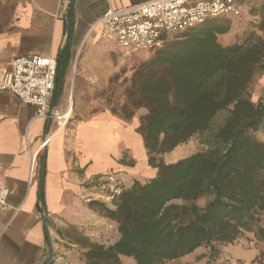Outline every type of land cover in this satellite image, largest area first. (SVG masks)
Segmentation results:
<instances>
[{
  "label": "trees",
  "instance_id": "16d2710c",
  "mask_svg": "<svg viewBox=\"0 0 264 264\" xmlns=\"http://www.w3.org/2000/svg\"><path fill=\"white\" fill-rule=\"evenodd\" d=\"M255 8L252 16L264 14V2ZM230 19H210L168 38L133 73L121 114L130 120L136 110H146L136 131L156 173L120 187L113 209L89 202L116 224L119 238L107 247L93 244L83 254L84 264H123L122 257L133 264H166L199 249L208 253L198 260L211 264L221 246L249 234L264 241V143L253 135L264 131V104H254L248 93L264 69V39L249 25L235 44L223 46L218 36L229 31ZM256 29L262 31L260 25ZM55 61L53 106L70 69L69 30ZM220 113L226 116L204 150L163 162L161 155L207 132ZM99 177L83 186H98Z\"/></svg>",
  "mask_w": 264,
  "mask_h": 264
},
{
  "label": "crops",
  "instance_id": "0c3cea01",
  "mask_svg": "<svg viewBox=\"0 0 264 264\" xmlns=\"http://www.w3.org/2000/svg\"><path fill=\"white\" fill-rule=\"evenodd\" d=\"M26 1L28 9L20 13L14 34L0 38V66L25 54L55 59L65 45L67 30L71 65L84 42L91 36L101 38L100 31L91 27L107 9L148 0H73L70 6L69 0ZM263 2L242 0L241 15L230 19L229 31L218 36L219 43L235 44L243 30L255 23L256 16L248 10ZM262 33L256 30L255 35L264 39ZM81 64L83 68L84 61ZM69 88L66 76L53 106L63 118L48 123L34 117L33 107L0 92V185L9 191L6 207L0 209V264H84L83 254L93 244L107 247L119 236L116 229L107 236L106 220L87 205L90 201L84 199L82 185L110 171L131 178L125 188L134 180L155 176L136 131L139 118L126 120L105 110L76 120ZM46 135L50 141L41 149ZM263 250H253V254ZM250 252L231 247V264L245 261ZM197 253L171 263L207 264L206 258L196 261Z\"/></svg>",
  "mask_w": 264,
  "mask_h": 264
},
{
  "label": "rangeland",
  "instance_id": "374dc122",
  "mask_svg": "<svg viewBox=\"0 0 264 264\" xmlns=\"http://www.w3.org/2000/svg\"><path fill=\"white\" fill-rule=\"evenodd\" d=\"M260 5L261 4L251 6L248 10V14L252 16L253 14H251L250 11H254L257 9L255 7H259ZM27 9L28 3L26 0H0V38L4 37L5 34L9 36L14 34L20 13H23ZM52 18L55 19L57 16L54 15ZM253 21L255 23H251V28L256 29L260 25L264 38V14L256 16V19ZM256 30L253 32L254 34ZM153 54L154 52H138L123 57L109 42L98 37L93 40L91 36V39L86 43L84 42L80 49L74 53L67 75L70 87L69 90L73 93V115L76 113L74 118L76 120H82L83 115L86 117L92 116L105 110L122 116L121 109L127 102V92L131 85L133 73L147 63L152 58ZM83 61L85 64L82 68L81 63ZM248 93L254 104H264V69L257 71L249 85ZM145 114V109H138L134 112V116L139 119ZM225 116L226 113L218 114L207 132L192 137L188 142L178 145L171 152L161 155L160 158L164 163L170 164L185 159L198 151L204 150L205 146L203 143L213 134L214 130L221 124ZM253 135L258 141L264 143V131L255 132ZM108 173V175H117L115 184L120 183V187L122 188H125L131 180V178L126 177L125 173L121 174L120 172L113 171ZM82 195L86 200L95 201L108 209H113L112 200L109 199L111 190L108 187L89 190ZM200 204L203 205V202ZM87 205L89 206V203ZM89 207L97 216L106 220L107 236H111L112 232L116 229V224L106 219L100 208L95 206ZM261 226L264 228V214L261 218ZM231 247L241 249L246 253L252 251L250 252L251 254L246 256V260L244 259L245 261L236 264H264V258L260 257V253L256 254V256L253 254V250L258 251L264 249V241L256 242L250 234L247 235L246 238L237 240L230 245L219 247L220 254L211 264H231ZM207 253V249H199L196 254V261H198L200 255L207 256ZM251 255H254V257L248 260L247 258ZM123 264H133V262L124 259ZM166 264L182 263L168 262Z\"/></svg>",
  "mask_w": 264,
  "mask_h": 264
},
{
  "label": "built area",
  "instance_id": "2783aa9c",
  "mask_svg": "<svg viewBox=\"0 0 264 264\" xmlns=\"http://www.w3.org/2000/svg\"><path fill=\"white\" fill-rule=\"evenodd\" d=\"M241 0H148L119 9H107L92 25L100 37L112 44L122 55L154 52L176 35L187 33L210 19L235 18L241 14ZM56 81V61L37 54L15 56L6 66H0V92L14 95L21 104L34 108V117L45 122L59 121L63 115L52 105ZM50 141L45 136L44 149ZM88 180L84 184L92 182ZM98 186L84 187L85 192L108 187L109 199L120 192L117 175L99 177ZM115 184V185H112ZM9 191L0 185V209L6 207ZM91 201V200H88Z\"/></svg>",
  "mask_w": 264,
  "mask_h": 264
}]
</instances>
